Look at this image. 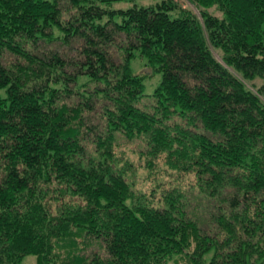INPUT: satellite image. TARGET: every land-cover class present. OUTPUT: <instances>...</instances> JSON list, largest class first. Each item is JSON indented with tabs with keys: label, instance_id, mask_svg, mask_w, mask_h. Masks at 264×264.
I'll use <instances>...</instances> for the list:
<instances>
[{
	"label": "trees",
	"instance_id": "16d2710c",
	"mask_svg": "<svg viewBox=\"0 0 264 264\" xmlns=\"http://www.w3.org/2000/svg\"><path fill=\"white\" fill-rule=\"evenodd\" d=\"M118 1L0 0V264H264V0Z\"/></svg>",
	"mask_w": 264,
	"mask_h": 264
},
{
	"label": "rangeland",
	"instance_id": "374dc122",
	"mask_svg": "<svg viewBox=\"0 0 264 264\" xmlns=\"http://www.w3.org/2000/svg\"><path fill=\"white\" fill-rule=\"evenodd\" d=\"M155 1H158V0H130V1L121 0V1L116 2L114 7L127 9V8L132 7L135 4L138 6H148L152 3H155ZM195 10L197 11L196 8H195ZM214 53H215L217 59L219 61H221L222 63H224L222 57L220 56V54L216 50H214ZM145 64H146V61L139 56H136L131 62V66L136 73L144 74V72H145L148 75H152L151 77L144 78V81L146 84V94L148 95L147 97H145L144 100H148L150 98V95L154 92L155 88L157 87V85L161 79L162 73L155 72L153 74V69L150 66H147ZM122 141H124V140H122ZM126 146H127L129 151H131V149L134 150L136 147L135 144L128 145L127 142H126V144H123V148L125 149ZM130 157L133 159V160L132 159H130V160L134 161V163L136 164V169H137L136 177H135L136 178V184H141V185L143 184L146 187H150V185L148 183H149V180L153 177V173L150 172V170H148L144 166L143 162L138 159L136 153L131 152ZM35 259L36 258L33 256H27L23 262H24V264H35Z\"/></svg>",
	"mask_w": 264,
	"mask_h": 264
}]
</instances>
